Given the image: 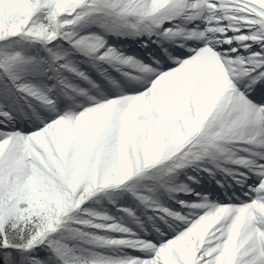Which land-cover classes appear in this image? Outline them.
Wrapping results in <instances>:
<instances>
[{"label": "snow or ice", "instance_id": "obj_1", "mask_svg": "<svg viewBox=\"0 0 264 264\" xmlns=\"http://www.w3.org/2000/svg\"><path fill=\"white\" fill-rule=\"evenodd\" d=\"M0 264H264V0H0Z\"/></svg>", "mask_w": 264, "mask_h": 264}]
</instances>
